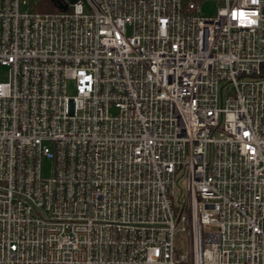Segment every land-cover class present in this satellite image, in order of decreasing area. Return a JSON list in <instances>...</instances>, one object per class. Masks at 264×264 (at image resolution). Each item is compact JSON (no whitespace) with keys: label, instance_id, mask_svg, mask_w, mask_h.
<instances>
[{"label":"built area","instance_id":"1","mask_svg":"<svg viewBox=\"0 0 264 264\" xmlns=\"http://www.w3.org/2000/svg\"><path fill=\"white\" fill-rule=\"evenodd\" d=\"M31 1L0 0V264H264V0Z\"/></svg>","mask_w":264,"mask_h":264},{"label":"rangeland","instance_id":"2","mask_svg":"<svg viewBox=\"0 0 264 264\" xmlns=\"http://www.w3.org/2000/svg\"><path fill=\"white\" fill-rule=\"evenodd\" d=\"M35 1V0H33ZM31 1V2H33ZM217 5L214 2H206L202 5L201 11L204 16H211L216 13ZM69 92H73L72 86L69 89ZM51 161H45L43 164V174L46 177H49L52 175V166ZM178 192V189H177ZM212 227H210V230ZM175 248L178 253H183L186 256H190V251L192 252L191 245H190V239L188 233H183L181 231H177L175 235Z\"/></svg>","mask_w":264,"mask_h":264},{"label":"trees","instance_id":"3","mask_svg":"<svg viewBox=\"0 0 264 264\" xmlns=\"http://www.w3.org/2000/svg\"><path fill=\"white\" fill-rule=\"evenodd\" d=\"M56 0H40L37 5V10L40 12H54L57 11Z\"/></svg>","mask_w":264,"mask_h":264},{"label":"water","instance_id":"4","mask_svg":"<svg viewBox=\"0 0 264 264\" xmlns=\"http://www.w3.org/2000/svg\"><path fill=\"white\" fill-rule=\"evenodd\" d=\"M77 0H70V3H74V2H76ZM59 8L60 9H62V10H66L67 8H68V5H62V4H60L59 5Z\"/></svg>","mask_w":264,"mask_h":264}]
</instances>
